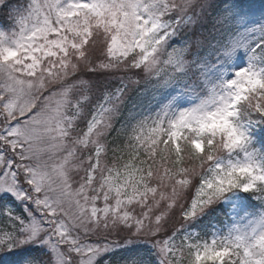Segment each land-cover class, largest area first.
Segmentation results:
<instances>
[{"label":"snow or ice","instance_id":"1","mask_svg":"<svg viewBox=\"0 0 264 264\" xmlns=\"http://www.w3.org/2000/svg\"><path fill=\"white\" fill-rule=\"evenodd\" d=\"M0 264H264V0H0Z\"/></svg>","mask_w":264,"mask_h":264}]
</instances>
